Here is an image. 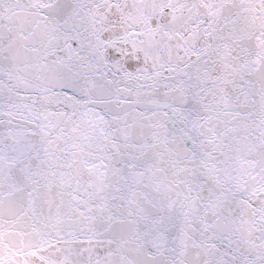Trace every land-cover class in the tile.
I'll return each mask as SVG.
<instances>
[{"label":"snow or ice","instance_id":"6c2138e0","mask_svg":"<svg viewBox=\"0 0 264 264\" xmlns=\"http://www.w3.org/2000/svg\"><path fill=\"white\" fill-rule=\"evenodd\" d=\"M0 264H264V0H0Z\"/></svg>","mask_w":264,"mask_h":264}]
</instances>
